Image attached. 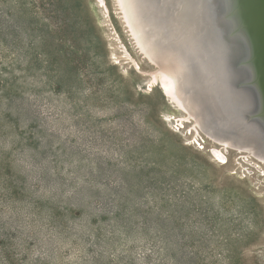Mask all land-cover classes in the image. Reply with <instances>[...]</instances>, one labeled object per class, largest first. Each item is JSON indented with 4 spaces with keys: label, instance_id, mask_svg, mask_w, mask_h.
I'll list each match as a JSON object with an SVG mask.
<instances>
[{
    "label": "rangeland",
    "instance_id": "obj_1",
    "mask_svg": "<svg viewBox=\"0 0 264 264\" xmlns=\"http://www.w3.org/2000/svg\"><path fill=\"white\" fill-rule=\"evenodd\" d=\"M118 10L0 0V264H264V184L150 88Z\"/></svg>",
    "mask_w": 264,
    "mask_h": 264
},
{
    "label": "bare ground",
    "instance_id": "obj_2",
    "mask_svg": "<svg viewBox=\"0 0 264 264\" xmlns=\"http://www.w3.org/2000/svg\"><path fill=\"white\" fill-rule=\"evenodd\" d=\"M117 1L136 48L157 68L150 88L160 85L169 102L182 111L179 121L191 126L193 136L197 134L211 156L228 163L236 152L242 167L250 165L252 176L264 184V99L251 43L256 29L264 56V0H213V6L207 0H157L156 9L149 0ZM185 5L192 13L206 15L205 20L189 18ZM167 26L171 36L166 34ZM205 35L222 39L229 55L236 53L237 60L227 65V72L222 71L221 58L212 56L216 46L197 41ZM227 76L234 81L223 89L221 80ZM225 90L232 111L224 107Z\"/></svg>",
    "mask_w": 264,
    "mask_h": 264
},
{
    "label": "water",
    "instance_id": "obj_3",
    "mask_svg": "<svg viewBox=\"0 0 264 264\" xmlns=\"http://www.w3.org/2000/svg\"><path fill=\"white\" fill-rule=\"evenodd\" d=\"M163 1L171 2V1H168V0H163ZM149 2H150V5L152 4L151 6H153L155 9L157 8L158 4H160L157 0H149ZM207 3L211 4V6L214 5L213 0H207ZM182 8L184 10H187L186 13L189 14L188 17L192 18L193 21L194 20H199V21H204L205 20L206 15L192 13L191 9L188 8L187 5H185V7H182ZM189 11H191V12H189ZM250 12H251V10L249 12H247V14H246L248 22H250V19L248 20V16L252 17V13H250ZM166 28H168L166 34L171 36L172 29L171 28L169 29V26H167ZM203 29L205 30V27H203ZM175 30L176 29H174V34L176 33ZM204 30H202V31H204ZM252 37H253V42H251V43H253V45H252L253 46V59H254L253 65H254L256 76L258 78L259 88L262 91L263 99H264V59H263L264 56H263L262 47L260 48V46H261L260 41H259L260 32L258 33V30L255 29L253 31ZM196 39H197V41H200V42L204 43L205 45H215L216 46L217 53L212 54V56H218V57L221 58V60H220L221 63L220 64L222 65V69H223L222 71L225 70L227 72V70L229 69L227 67V65L228 64L229 65L230 64H234L235 60H237L236 53H234V55L233 54L229 55V49L227 47V44H225L222 39H215L214 37H211L210 35H205L202 38H196ZM226 75H227V73H226ZM225 79L226 80H224V77H223V79L221 80V85L223 86V89H225V87H226L225 83H226V85L227 84L232 85L233 81H234L233 77L230 78V77L227 76ZM230 85H228V86H230ZM226 91L227 90H225V94H224L225 96L223 97V102H224V105H225L224 107H225L226 110L232 111L233 107L231 106V103L229 102V98L227 97ZM225 97H227V98H225ZM263 109H264V105H263Z\"/></svg>",
    "mask_w": 264,
    "mask_h": 264
}]
</instances>
